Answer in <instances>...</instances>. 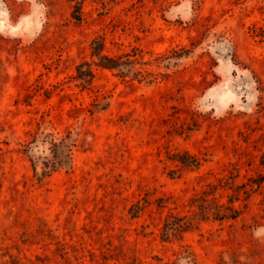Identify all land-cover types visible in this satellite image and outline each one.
Wrapping results in <instances>:
<instances>
[{
	"label": "rangeland",
	"instance_id": "rangeland-1",
	"mask_svg": "<svg viewBox=\"0 0 264 264\" xmlns=\"http://www.w3.org/2000/svg\"><path fill=\"white\" fill-rule=\"evenodd\" d=\"M263 155L264 0H0V264H264Z\"/></svg>",
	"mask_w": 264,
	"mask_h": 264
},
{
	"label": "trees",
	"instance_id": "trees-1",
	"mask_svg": "<svg viewBox=\"0 0 264 264\" xmlns=\"http://www.w3.org/2000/svg\"><path fill=\"white\" fill-rule=\"evenodd\" d=\"M74 15L77 20L81 19L79 1L75 4ZM104 47L105 44L102 39L94 40L93 56L98 59L97 65L107 69L118 70L121 76H126L125 67L136 63V61L129 59L124 60L122 57L111 56L104 52ZM187 51L188 50H183V52ZM77 71V77L84 80L86 83L90 82L95 76L91 63L88 61L79 64L77 66ZM136 74L141 75V77H146L142 71H137ZM184 157H188L190 159L189 163L193 165H195L194 163H198V159L188 153H186L183 158ZM181 161L185 162L182 158ZM259 183L260 182H258V184ZM216 191L217 186L211 185L209 189H204L202 192L190 198V204L193 208V217L191 218H188L186 215H180L179 213H170L163 225L162 238L167 241L173 237L181 239L183 233L192 229L199 221L208 220L210 218L218 221L237 219L242 213V209L235 204V201H238L239 198L231 197L227 204L221 203L215 196ZM186 254L188 255L186 257L190 264H199L192 256L191 252L187 250Z\"/></svg>",
	"mask_w": 264,
	"mask_h": 264
}]
</instances>
